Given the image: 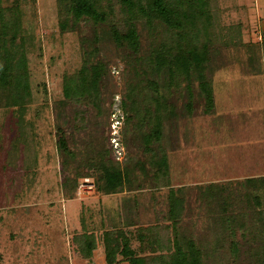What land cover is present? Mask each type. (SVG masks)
<instances>
[{
    "label": "rangeland",
    "instance_id": "rangeland-1",
    "mask_svg": "<svg viewBox=\"0 0 264 264\" xmlns=\"http://www.w3.org/2000/svg\"><path fill=\"white\" fill-rule=\"evenodd\" d=\"M15 4L35 38L27 55L33 101L22 114L24 121H30L33 136L27 130L29 143L23 149L17 140V117L11 109L0 107V264H105L102 230L123 229L128 221H161L169 188L184 199L180 224L187 222L195 235L207 232L202 227L209 225L203 217L205 202L227 200L237 211L244 195L249 199L257 194L264 208L262 189L257 184L243 185L247 177L264 176V0H216L220 34L225 35L228 25H237L238 36L251 44L256 61L245 62L243 46L233 52L216 45L206 62L213 99L210 112L203 114L201 103L193 98L195 107L189 114L184 98L175 95L176 112L163 122L160 140L151 143V153L163 158L167 167L168 185L162 187L153 186L152 178L147 182L152 173L149 152L123 121L120 99L131 76L130 65L110 46L91 51L90 31H100L92 24L81 20L75 31L60 32L55 0H0V7ZM136 26L142 53L147 28L140 22ZM233 56L241 61L235 62ZM98 58L105 64L98 110L80 103L63 104L64 76ZM60 136L77 153V161L86 150L91 151L89 156L98 151L121 168H130L140 188L100 195L87 172L76 179L73 190H65L61 182L70 175V166L61 164L56 148ZM213 186L224 187L222 198L207 189ZM259 216L264 223V213ZM84 230L92 231L96 239L90 261L82 259L71 243L72 235ZM223 260L220 264H227L232 256ZM247 260L257 264V258L245 254L243 263Z\"/></svg>",
    "mask_w": 264,
    "mask_h": 264
},
{
    "label": "trees",
    "instance_id": "trees-1",
    "mask_svg": "<svg viewBox=\"0 0 264 264\" xmlns=\"http://www.w3.org/2000/svg\"><path fill=\"white\" fill-rule=\"evenodd\" d=\"M55 2L60 32L75 31L81 20L92 24L100 28V34L95 29L90 31L91 51L98 52L100 46L103 49L110 46L124 63L130 65L131 76L124 82L120 99L123 121L131 126L134 138L143 144L145 152H149L148 164L152 173L147 182L152 178L153 186L168 185L165 160L153 156L151 143L160 140L163 122L174 116L175 95L184 98L183 107L189 114L195 107L194 99L201 103L203 114L210 112L212 87L206 74L210 50L219 45L237 52V46H243L245 62L254 64L256 56L251 44L244 43L238 36L237 25H228L225 35L220 34L218 23L221 13L216 0ZM16 6L0 7V107L5 111L11 109L17 117V140L25 149L29 143L25 137L27 130L33 136L31 123L24 121L22 114L26 105L33 101L27 55L33 49L35 38L31 31H27L23 13ZM139 22L147 28L148 38L142 53L139 52L140 36L136 26ZM262 45L264 64V39ZM233 59L237 63L241 61L236 56ZM104 67V60L98 58L64 76L62 97L65 100L62 103L91 105L98 110L99 84ZM56 148L62 166H70V175H64L61 182L65 190H73L76 179L87 172L100 195L120 192L123 188L128 191L140 188L138 178L133 176L130 168H121L98 151H95L96 155L89 156L91 151L86 150L82 160L77 161V153L69 149L61 136L56 140ZM254 184L262 189L264 195V176L244 179V186L251 188ZM207 189L217 192L222 198L224 187ZM245 196L237 211L231 209L233 205L227 200L203 203V217L209 225L202 226L207 232H196L198 235H195L188 229L187 222L180 224L184 199L169 188L167 208L161 221L145 224L128 221L123 229L112 226L102 230L103 260L105 264L122 261L127 264H220L231 255L232 260L227 264H251V260L243 263L247 254L252 260L257 258V264H264V223L259 216L264 213V208H261L262 202L257 194H252L249 199ZM71 239L77 254L90 261L96 246L95 234L84 230L72 235Z\"/></svg>",
    "mask_w": 264,
    "mask_h": 264
},
{
    "label": "crops",
    "instance_id": "crops-1",
    "mask_svg": "<svg viewBox=\"0 0 264 264\" xmlns=\"http://www.w3.org/2000/svg\"><path fill=\"white\" fill-rule=\"evenodd\" d=\"M116 194H117V193H116ZM92 251H93V250H92ZM124 263H125V264H127V263H126V262H124V261H122V262H120V263H118V264H124Z\"/></svg>",
    "mask_w": 264,
    "mask_h": 264
},
{
    "label": "built area",
    "instance_id": "built-area-1",
    "mask_svg": "<svg viewBox=\"0 0 264 264\" xmlns=\"http://www.w3.org/2000/svg\"><path fill=\"white\" fill-rule=\"evenodd\" d=\"M258 39L260 38V36L257 37Z\"/></svg>",
    "mask_w": 264,
    "mask_h": 264
}]
</instances>
